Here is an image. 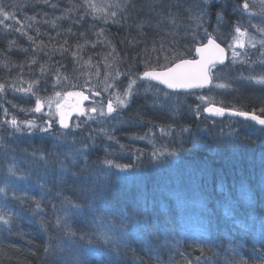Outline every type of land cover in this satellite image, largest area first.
Instances as JSON below:
<instances>
[{
	"label": "trees",
	"instance_id": "obj_1",
	"mask_svg": "<svg viewBox=\"0 0 264 264\" xmlns=\"http://www.w3.org/2000/svg\"><path fill=\"white\" fill-rule=\"evenodd\" d=\"M83 1L0 0L8 12L26 15V27L22 32L0 31V79L5 75L15 79L38 75L36 70L46 61L43 50L39 52L45 41L50 48L66 47L65 53L76 48L83 55L104 54L105 48L100 49L92 34V25L110 34L108 40L114 48L111 56L116 61L119 58L120 68L129 70V75L131 72L137 74L143 68L150 69L142 63L145 56L151 57V68H162L174 59L192 57L193 47L206 40L201 39L202 28L198 31L194 27L195 44L187 45L188 39L181 38L171 46L173 40H178L176 33L172 34V39H164L170 36L180 20L184 21L180 17L185 18L186 12L190 13L193 0H129L125 3L128 6L116 8L118 19L115 23L105 24L101 19H95L89 21L90 24L88 21L80 23V27L73 21L63 24L58 22V15H50L56 14L57 2L65 3L71 11V8H81ZM242 1L219 0L210 6V17L215 18L217 13L222 15L218 33H210L222 45L226 41L221 35L240 20L245 21L244 12L233 10ZM49 4L55 8L51 10ZM124 13L129 15L128 18L122 16ZM168 21L171 26L167 25ZM50 22L54 23L53 28L49 26ZM93 40L95 47L90 44ZM35 50L39 53L33 56ZM115 50L123 60L114 53ZM75 52L68 56L76 57ZM34 59L36 63H32ZM211 74V86L202 91L212 92L214 103L234 111L261 115L264 84L254 83L253 78L264 77V56L253 67L228 61L212 68ZM220 78L226 84L225 88H213V83ZM75 81L74 90L81 87L80 79ZM139 82V85L146 84ZM150 85L169 97V102H173L171 95L180 98V93ZM197 92L201 91L183 94ZM138 93L131 101L130 110L125 112L128 123L111 132L96 129L94 139L89 142L86 138V147L82 146L88 153L87 168L81 162L79 167H68L63 175L61 169L53 172L48 168L46 177L35 176L38 180L34 181L36 185L32 192L25 188L28 182H14L18 192L20 188L26 192L20 193V202L26 210L16 209L9 196L0 201V208L10 218L7 224L0 222V264H67L71 259L69 246L61 245V240L66 237L56 225V219L62 213L51 214L47 208V215H37L26 202L31 198L30 202L35 203L44 193L41 205L53 201L59 206L71 199L81 206V213L73 216L72 226L76 231V245L84 253L87 264H241V261L264 264L261 260L264 257V129L234 115H225L221 120L202 113H197L196 117L192 108H185L186 104L179 109L158 108L144 89ZM12 99L16 98L1 97L0 109L4 103V110L10 108L18 114L25 104L19 99L14 104ZM141 136L144 138V143L139 142L144 146L142 152L134 159L122 156L124 149L129 147L126 145L130 143L128 138ZM25 139H21L23 144L28 143ZM29 141L43 152H50L47 165L53 168L56 158L50 140L37 133ZM158 149L165 150L161 158L157 155ZM106 158L115 164L128 165L127 173L102 165ZM58 165L61 167L60 163ZM105 170L104 184H96V176L103 175ZM56 180H59L58 188L54 186ZM39 184H42L40 189ZM96 191L98 197L93 195ZM56 192L57 198H51ZM89 204L97 211L107 213L112 218L110 223H122L121 235L126 247H115L103 240L89 245L87 240L79 239L83 233L96 235L97 214ZM10 207L17 210L15 214ZM109 235L116 240L120 238L119 232Z\"/></svg>",
	"mask_w": 264,
	"mask_h": 264
},
{
	"label": "rangeland",
	"instance_id": "obj_2",
	"mask_svg": "<svg viewBox=\"0 0 264 264\" xmlns=\"http://www.w3.org/2000/svg\"><path fill=\"white\" fill-rule=\"evenodd\" d=\"M218 1L219 0H214V2ZM90 2L97 5V9L88 7L86 0L81 3V8H71V11L69 8H66L67 5L65 3L60 5V3L57 2V9H54L56 10V14L51 13L50 15H58V22L61 21L63 24H70V22L73 21L77 24H72L80 27L82 26L80 24L82 22L84 23L88 21V24H90L89 21L91 20L100 19L111 12L117 13L116 8H118V5L122 6L130 1L90 0ZM214 2L212 4H214ZM245 2L249 4V9L243 11L245 13L244 16L246 17L245 21L240 20V22H237L231 30L222 34L221 38H224L226 41L223 46L227 49L229 62L232 64H245L253 67V65L260 63L264 56V0H243L240 5L241 8ZM126 4L125 6H128ZM212 4L208 7V15L202 20L195 19L194 17L196 14L193 11H189V14L186 12L185 18L180 17V19L184 21L179 19L181 22L179 21V23H177L172 29L170 36H168V38L165 37L164 39H172V37H174L172 34L176 33L178 40H173L174 42L172 41L170 43L171 46L175 45V43L181 38L182 40L184 38L188 39L185 43L190 45L189 41L192 40L193 36L196 34L194 33V28L198 31L199 28H202L200 33L203 37L205 35V29L208 33H218L217 28L221 25L222 15L220 19L217 18V15H215V18L213 16L210 17L209 9ZM113 5L114 7H111ZM49 6H51V10L52 8H55V5L53 4H49ZM83 7H86V9ZM64 12L66 15H64ZM11 13L14 14V12ZM24 15L23 12H15L14 18L8 19L4 24H0V31L2 30V32L11 33V31L14 30L16 32L17 29H19L20 32H22L26 27L24 24L26 22V15L25 17ZM116 16L117 14L114 17H110L107 22L111 23L115 21L118 19ZM122 16L128 18L129 15L124 13ZM250 18H252L253 21L250 20ZM256 18L257 20H255ZM0 19H3V17H0ZM209 23H211V29H209ZM167 25L171 26L172 24L168 21ZM49 26L53 28L54 23L50 22ZM237 26L240 27L243 35L235 32ZM91 27L92 34L94 35V38H96V42H99L100 49L104 50L105 48L106 50L104 54L95 56L94 53H89L88 55H83L78 49L73 48L72 52L76 51V57L71 58L68 54H71L72 52L68 51L65 53V51H67L66 47L59 46L57 48H50L49 43L45 41V46L42 49L39 47V52L43 50L42 53L46 56V61H44L45 71L43 73L40 71L41 69H37L36 71H39V73L35 76L23 75L15 79L9 78V75H5L0 79V84L5 86L4 90L0 91V98H9V96H12L17 99H12L14 104H17L16 102L19 100L20 103L25 104L19 109L18 114L10 108L6 109L5 114L4 103L1 105L0 109V188L4 189L3 192H0V201H5L4 199H7L9 196V198L13 199L11 200V204L16 205V209L19 211L26 210V207L20 202L22 199L20 193L24 194L26 192L22 188H20V192H18V187L13 186L14 182L21 181L22 184L28 182L25 188L32 192L34 185H36L34 181L38 180L35 179V176L46 177L47 172H49L47 171L48 168L53 172L58 169V171H60L61 167H59L58 163H60V166L62 162L65 165L69 164L72 159V153L75 150L83 149L82 144L85 146L84 143L86 138L89 142L94 139L92 137L95 136L94 133L97 132L96 129H98V131L111 132L113 130H118L119 126L124 123H128L129 119H126L125 112L130 110L132 104L131 101H133L134 97L139 94L138 91L141 89H144L147 94H150L151 100L155 101L153 102L154 106L164 109L169 107L179 109L182 104H186L187 106L185 108H187V110L193 109V114L195 113L194 115L196 117L198 116L196 115L197 113L206 115L204 109L208 104L217 105L212 98V92L209 91L190 93L191 95L180 93V98L178 99H175V96L171 95L170 98L173 102H169L167 101V98L169 97L162 95V92L159 90L151 88L150 84L146 83L139 85L138 83L140 82L137 77L147 68H143L141 72L137 74H132L131 72V75H129V70L123 71L124 68H120L119 66V58L116 61L113 56H111V51L114 50V48L110 46V41L108 40L110 34L107 32L105 33V31L104 33L103 31L101 32L100 28H94L93 25ZM209 30L211 31L209 32ZM235 36L239 37L240 43L234 41L233 37ZM92 42L95 43V40ZM92 42L90 44L92 47H95L96 43L93 44ZM241 44L243 46H241ZM183 45L184 43H182V46ZM161 48L164 49L163 47ZM167 50L168 48L165 49V51ZM39 52L38 50H35L33 56ZM114 53H118L117 55L123 60V56L118 51L115 50ZM90 54H92V56H90L91 58L89 57ZM161 54L164 55L163 52H161ZM141 62L142 60H140V65ZM142 63L150 68L152 67L150 65L153 64L151 57L147 56H145V61ZM69 64L70 66L67 67ZM261 78L262 77H254L253 82L256 84H264L257 82ZM75 79H80L79 84L81 86L79 88L75 86L77 88L76 90L73 89V84H76ZM131 79H136V83L132 85L133 94L128 97L129 102L121 107H116V97L120 96L121 98H124L123 93L128 89ZM220 79H217L218 81H216L215 84L213 83V88H225L217 87V85L226 86L225 83H222L223 80ZM29 84L33 85L32 93L18 90L27 89ZM33 93H35V95H33ZM57 93H59V95H57ZM66 97H70L69 100H71L72 103L71 108L64 105V102L67 100ZM85 97H87V99H85ZM202 97L204 99H201ZM37 98H39L43 104L40 112L34 110ZM109 99L112 100L113 106L116 107V111L111 114L107 113V102ZM101 102L103 103L104 116L99 114ZM0 103L2 104L1 100ZM92 107H97L98 111L96 113L90 112L89 110ZM61 114H63L64 121L68 125V128H62L60 126L59 121ZM223 116L225 115L215 117H218L221 120L223 119ZM12 118L17 120L19 130H13L10 125L2 123L4 120L10 121ZM51 121H55V123L48 133L38 130L47 122ZM29 122L32 124V127L30 128ZM37 133L46 137L51 142L49 145L51 149H53L52 153L56 158V163L53 168H50L47 165V162L50 161L47 158V156L51 155L50 152L47 153V150H44L43 152V149L38 145L32 144L29 141V139ZM24 137L26 138L25 140L28 142L26 144L28 145L23 144L21 141ZM129 141L130 143L126 144L129 147L124 149L125 151L122 152V156L134 159L137 154L141 153L144 149V146L139 143H144V138L142 136L140 138L131 137L129 138ZM136 142L138 143L137 145L135 144ZM164 153L165 150L163 149H158L157 151V155H159L160 158ZM41 157H43V159H41ZM106 160L111 159H104L102 165H106ZM9 169H12V171H9ZM121 172L127 173V169L124 168ZM58 185L59 180H56L54 186L58 188ZM41 187L42 184H39L38 189ZM57 195L58 193L56 192L54 197L51 198L56 199ZM43 196H45V193L39 195L33 204L30 202L31 198L29 201L26 200L29 207H31L30 210L38 213L37 215H47L46 209L48 208L49 213L57 214L58 212L59 214L60 212L62 213V216L63 212L60 211L62 205L57 206L53 201L41 205V202H43ZM37 201L40 204L39 209L36 207ZM10 209L12 213L17 211L15 208L10 207Z\"/></svg>",
	"mask_w": 264,
	"mask_h": 264
},
{
	"label": "snow or ice",
	"instance_id": "obj_3",
	"mask_svg": "<svg viewBox=\"0 0 264 264\" xmlns=\"http://www.w3.org/2000/svg\"><path fill=\"white\" fill-rule=\"evenodd\" d=\"M213 2L214 0H193V4L191 6L190 11H193L196 14L194 18L197 20H202L204 17H206L208 15V7ZM86 3L88 7H91L93 9H97L98 7L97 5L92 4L90 0H86ZM111 7H114V5ZM248 9H249V4L245 2L242 8L239 5H236L234 6L233 10L234 12L240 11L242 13L243 11L248 10ZM115 15H116L115 12H111L101 17L100 19L106 24L108 19L110 17H114ZM0 17H3V19H0V24H4L5 21H7L8 19L14 18V14L6 11L5 5L2 2H0ZM217 18L218 19L221 18L220 13H217ZM113 22L115 23L116 21H113ZM17 30L19 31V29ZM235 32L237 34L243 35V33H241V29L239 26L235 28ZM205 38L207 39V45L203 47H196L195 52L197 54L203 57V54L206 51V49L209 47H213V46L219 49L221 53H223L224 50L220 48V45L216 43V39H214L212 34L208 33L206 29H205V35L204 37H201V39H205ZM28 39L31 40L32 37L29 36ZM233 39L236 43H240L238 36L233 37ZM195 40H196V37L193 36L192 40H190L189 43L195 44ZM65 43H67V41H65ZM241 46L243 45L241 44ZM187 51L191 52V49H187ZM32 63H36V60L34 59ZM203 63H204L203 58L200 61H196L195 59L188 60V59L179 58L178 62H176V60L174 59L170 61L168 64L162 65L161 71L157 72L155 70H151V71L145 70L142 73V76H138L137 79L155 80L162 84H166L167 87L170 89L177 88V87H191L192 85L190 81L193 79L192 74L182 71L181 69L185 65L203 64ZM219 63H223V59H220ZM212 67H215V65H213ZM44 71H45L44 66H41V72L43 73ZM195 78L201 81V84L198 86H203L204 84H211L212 79H213V76L211 74V68H209L208 71H204L200 73ZM257 82L264 83V77H262ZM135 83H136V79H131L128 89L123 93L124 98H121L120 96L116 97V107H121L123 105H126L129 102L128 97L133 94L132 85H134ZM4 87L5 86L3 84H0V91H3ZM217 87H225V85H217ZM18 90L32 93L33 85L29 84L27 89H18ZM33 95H35V93H33ZM57 95H59V93H57ZM85 99H87V97H85ZM201 99H204V98L202 97ZM42 107H43V104L41 100L37 98L36 107L34 110L36 112H40L42 110ZM116 107L113 106L112 100L109 99L107 102V113L111 114L115 112ZM89 111L92 113H96L98 111V108L92 107ZM204 111H207L215 115H223L225 113V109L223 108H216L214 112L212 108H206L204 109ZM260 112H261V115L250 114L248 111H235L230 114L243 117L245 119H250L252 121L258 122L261 125H264V118H261V116H264V109H261ZM5 114H6V110H5ZM99 114L101 116L105 115V113L103 112L102 102H101V106L99 109ZM2 123L5 125H10L13 128V130H19V125L15 118H12L10 121L4 120ZM54 123L55 121L48 122L43 127L39 128L38 130L41 132L48 133L49 130L52 129ZM59 124L62 128H68V125L64 121L63 114H61ZM30 127H32L31 122H29V128ZM184 131H186V129H184ZM87 156H88V153L85 149L75 150L72 153V159L70 161V164L67 167L63 164V162L61 163V174L63 175L64 173H66L68 171V167H71V166L79 167L81 162H84V166L85 168H87ZM41 159H43V157H41ZM105 164L108 166V168L115 167V168L124 169L128 167V165L115 164L112 160H106ZM9 171H12V169H9ZM105 179H106V170L103 173V175L96 176L95 183L98 185H103L105 182ZM3 191L4 189L0 188V192H3ZM93 195L98 197L99 192L96 191L93 193ZM36 207L37 209H39L40 207V204L38 201L36 203ZM89 207L92 208V205L89 204ZM92 210L96 212L97 214L95 218L96 224H97L96 235L90 236L88 233H83L80 235L79 239L81 241L87 240L89 245H92L94 242H98L99 240H103L104 242L110 245H113L115 247H118L120 245H123L126 247V244L121 235L122 228H123L122 223L121 222H119V224L110 223L112 218L107 213L97 211L95 208H92ZM60 211L63 212V215L57 217L56 225L63 231L64 236L66 237V239L61 240V245L67 244L69 246L71 259H68L67 264H87V259L84 253L80 251V248L76 245V241H75L76 231L73 229V226H72L73 216L79 215L81 213L82 211L81 206L79 204H75L72 201L66 199L62 203ZM9 219L10 218H8L6 214L4 213V210L0 208V222L7 224L9 223ZM105 225H107V227H105ZM116 232L120 233L119 240L113 239V237L109 235V233L114 234ZM261 260L262 262H264V257H261ZM241 264H245V262L241 261Z\"/></svg>",
	"mask_w": 264,
	"mask_h": 264
},
{
	"label": "water",
	"instance_id": "obj_4",
	"mask_svg": "<svg viewBox=\"0 0 264 264\" xmlns=\"http://www.w3.org/2000/svg\"><path fill=\"white\" fill-rule=\"evenodd\" d=\"M216 43L219 44L220 48H222L224 50L223 53H221L219 49H217V48H215L213 46V47H209V48L206 49V51L203 54V57H201V55L197 54L195 52V48L196 47H203V46L207 45V39H206L203 43L198 44V45H196L193 48V57H191V58H183V59H188V60L195 59L196 61H200L203 58V60H204L203 64L185 65L181 69L182 71H185V72H188V73L192 74L193 79L190 81V83L192 85L191 87H177V88L170 89V88L167 87L166 84H162V83H160L158 81H155V80H148V81L153 82L156 85H158L159 87L163 88L164 90H167V91H170V92H184V91H190V90H205V89H208L211 86V84H204L203 86H198V85L201 84V81L196 79L195 77L198 76L200 73H202L204 71H208L209 68L212 69L213 65L221 66V65L226 64V62L228 61L227 49L222 44H220L219 42L216 41ZM220 59H223V63H219ZM176 62H178V60ZM161 70L162 69H156L155 71L159 72ZM149 71H151V70H149ZM142 73L140 74V76H142ZM143 80H147V79H143ZM64 105L66 107H69L70 103L66 102V103H64ZM206 108H212L213 112H214V110L216 108H223V109H225V113L223 115H232L230 113L235 112L234 110L227 109V108L215 105V104H209V105L206 106ZM205 112H206V114L208 116H211V117L219 116V115H215V114L209 113L207 111H205ZM249 113L250 114H254V113H251V112H249ZM234 116H236V115H234ZM237 117H239V116H237ZM241 118H243V117H241ZM261 118H264V117L261 116ZM243 119H245V118H243ZM246 120H249V121L257 124V125H259L260 127H262L264 129V125H261L258 122L252 121L250 119H246Z\"/></svg>",
	"mask_w": 264,
	"mask_h": 264
},
{
	"label": "flooded vegetation",
	"instance_id": "obj_5",
	"mask_svg": "<svg viewBox=\"0 0 264 264\" xmlns=\"http://www.w3.org/2000/svg\"><path fill=\"white\" fill-rule=\"evenodd\" d=\"M217 41V40H216ZM204 42V41H203ZM202 42V43H203ZM158 69H161V68H158ZM146 70H156V68H150V69H146ZM143 71H145V70H143ZM141 74V73H140ZM141 82H144V83H147V84H153V85H155V86H157L158 88H159V86L158 85H156L155 83H153V82H150V81H148V80H141V79H139ZM163 90V89H162ZM198 91H200V90H198ZM188 92H192V91H184V93H188ZM177 93V92H176ZM67 98V100L65 101V102H67V103H70V106L68 107V108H71L72 107V103H71V100H69L70 99V97H66ZM48 123V122H47Z\"/></svg>",
	"mask_w": 264,
	"mask_h": 264
},
{
	"label": "bare ground",
	"instance_id": "obj_6",
	"mask_svg": "<svg viewBox=\"0 0 264 264\" xmlns=\"http://www.w3.org/2000/svg\"><path fill=\"white\" fill-rule=\"evenodd\" d=\"M140 76V75H139ZM129 139V138H128Z\"/></svg>",
	"mask_w": 264,
	"mask_h": 264
}]
</instances>
